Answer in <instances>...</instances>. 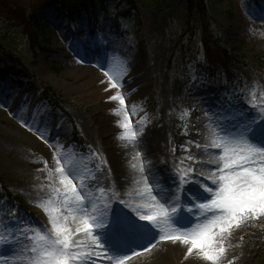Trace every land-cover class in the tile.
I'll return each instance as SVG.
<instances>
[{
	"label": "rangeland",
	"instance_id": "1",
	"mask_svg": "<svg viewBox=\"0 0 264 264\" xmlns=\"http://www.w3.org/2000/svg\"><path fill=\"white\" fill-rule=\"evenodd\" d=\"M10 1L17 6V15L10 20L0 15V56L8 50L19 62L2 64L0 72V193L7 189L28 214L21 220L0 211V236L14 242L0 247L5 256L18 254L17 261L30 264L36 239L55 235L53 217L84 248L93 242V234L102 238L114 232L118 240L117 229L124 221L100 216L88 205L87 194L110 204L115 184L108 171L113 159L128 146L137 147L153 130L166 125L171 141L185 143L173 147V157L169 151L167 156L189 177L193 168L202 170L199 155L189 144L198 120H203L212 140L206 153L213 150L217 163L222 149L216 144L237 136L252 119L259 123L264 117V41H258L264 35V0H206L211 16L207 25L213 21L214 31L235 56L232 72L243 77V88L200 74L199 65L218 56L202 42V27L190 21L185 0H108L106 6L99 2L97 22L85 17L74 24L53 5L43 6L45 0ZM40 6V16L52 28L42 38L43 46L34 45L25 25L17 20ZM127 7L132 16L125 19ZM101 24L110 25L114 32L108 27L102 30ZM139 62L144 68L141 74L147 77L144 84L134 70ZM130 82L133 87L120 95L124 103L118 99V105H111L109 94L119 96L117 90ZM138 91L139 97L129 99ZM159 111L154 119L153 113ZM120 116L125 122H118ZM257 128L260 135L252 139L264 141V124ZM148 155H139L142 168L154 164ZM61 166L84 196L88 218L96 217L103 225L94 232L76 231L74 221L85 217L68 210ZM157 167L153 171L160 173L168 194L173 190L175 203L170 208L172 204L162 202L163 197L149 202L150 215H156V221L150 222L160 229L154 237L169 236L166 228H173L180 217L188 219L179 227L185 231L194 222H199L195 228L201 231L199 220L214 218L216 222L207 228L216 224L224 228L220 230L223 240L214 249L226 250L219 254L221 264H264V215L243 214L229 224L227 214L215 211L209 203L212 193L194 202L182 197L194 194L195 189L168 184L163 168L160 172ZM199 231L189 233V240ZM103 252L108 256L107 249Z\"/></svg>",
	"mask_w": 264,
	"mask_h": 264
},
{
	"label": "bare ground",
	"instance_id": "2",
	"mask_svg": "<svg viewBox=\"0 0 264 264\" xmlns=\"http://www.w3.org/2000/svg\"><path fill=\"white\" fill-rule=\"evenodd\" d=\"M258 41H264V35L261 36ZM137 65L138 66H136L134 70L138 75L140 73V80L144 84L147 77H143L144 74H141L142 70H144L143 65H141L140 62L137 63ZM132 87L133 83L130 82V84L128 83L127 85H123L121 91L119 92L117 90V92L120 96L121 94L127 92V89L130 90ZM109 96L112 98L118 95L109 94ZM139 96L140 93L138 91L134 97L129 99L137 98ZM117 101L118 99H113L111 105H118ZM159 113L160 111L153 113L154 119H158V116L160 115ZM131 116L133 117L134 115ZM122 117L124 116H120V118ZM134 118H136V116H134ZM118 122H125V118H122ZM204 125L205 123L203 120H198L196 129L189 137V144L192 146V152L198 154L200 158V163L198 164V166L202 169L198 170V172L201 173L200 177L194 176V178L189 180L182 175V172H179L173 166L174 163L172 161V157L175 153L173 147L177 146L180 148L181 145H185V143L177 140L171 141L169 133H166L165 131L167 127L164 125L163 127L153 130L151 135L144 136V139L142 138V140H140L141 142L137 145V147L128 146L127 150L124 151V154H119L115 159H113L109 168L110 171H108V174L112 179L110 180L113 184H115V187L113 188L114 194L111 197L112 202L110 204H107V202H99L87 194V203L89 200H94L95 203L90 205V207L96 212H99L100 216L107 215V219L111 220L114 218L115 220L118 219V221L123 220L125 223L117 229V233L121 234L118 240H114L117 238L114 235V232H111L110 234L108 233L105 236L101 235L102 238H100L104 244V249L109 251L107 257L113 258L112 264H115L116 257L123 256L128 257V259L124 261V264H221L219 259L215 261L206 259L203 254V250L199 247L193 248L191 240L188 239V242H185L184 237L187 235L186 231L178 229L179 227H183L184 223L188 222V219L185 217H180L177 221H174L175 224L173 228L168 227L165 230V234L168 233L169 236H180L181 239L179 240L165 239L159 236L154 237L153 234L159 233L158 231L160 230L159 228H155L158 227V224L143 219L144 216L150 215L151 204L149 205V202L154 200V198L163 197V200L165 201L162 202H165V204H172L170 208L174 206L175 203V198L172 192L173 190L170 194H168L170 191L167 192L166 188L168 186H166V183L164 184L162 182L160 173L155 175L153 171L154 165H158L156 170L160 168L158 170L160 172L161 168H163L168 184L182 183L183 187H190L191 189L196 190L194 194L188 193L186 198L196 201L199 197H202L203 194L208 193L204 185L206 184L208 187L212 186V181L208 179V177L213 176L211 168H214L217 163L213 150L212 153L211 151L206 153L205 147L211 146L212 140L207 127L205 128ZM198 126H200L199 133L196 132V130L199 129ZM141 128H145L144 125H141ZM256 131H258V128ZM197 145H199V147ZM168 151L172 157L167 156ZM143 153L146 155L149 154L148 159L154 163L152 166L147 165L148 167L146 168L141 167L142 161H139V155ZM206 163H209L208 166H206ZM210 164H212L213 167ZM192 180L194 182H191ZM198 181L201 182L198 183ZM172 209L175 210L174 208ZM172 214L176 215L177 212ZM214 222H216V219L214 218H211L206 223L202 221L200 230L206 228L207 224L211 225ZM74 225L77 229L84 227L81 219H76V221H74ZM220 228L221 227L216 224L210 229L211 233L215 237V243L212 245L213 251L215 249V245L223 240L221 237L223 233L220 231ZM192 231L194 232L199 230H195L194 228ZM192 231L189 233H192ZM165 234H163V236H165ZM224 236L225 234L223 237ZM76 241L79 242L78 237H76ZM136 241L138 243H136ZM87 246L84 248L80 243V247L84 249L81 251H87ZM189 249H192L190 253L188 251ZM103 254V251L99 252L101 257L99 264H108V260ZM94 261H96L95 256L90 264H97V261L96 263H94ZM16 263L24 264L22 260H19Z\"/></svg>",
	"mask_w": 264,
	"mask_h": 264
},
{
	"label": "snow or ice",
	"instance_id": "3",
	"mask_svg": "<svg viewBox=\"0 0 264 264\" xmlns=\"http://www.w3.org/2000/svg\"><path fill=\"white\" fill-rule=\"evenodd\" d=\"M112 99H119L122 104L124 103L121 96L112 97ZM261 111L264 112V108ZM260 124H264V117H261L259 123L256 119H252L237 136L215 145L217 149H222L221 160L213 168L214 175L208 177L212 181V186L208 187L205 184L204 187L213 194V198L208 200L209 203L215 211L227 214L229 224L237 221L243 214H255L257 217L264 215V141L252 139L253 132ZM124 127L127 128L128 125L125 124ZM59 171L63 178L62 183L67 189L65 203L69 206L68 210H75L85 217L84 227L76 231L94 232L95 228L102 227L103 225L96 217L88 218V205H93L95 201L89 200L86 205L85 198L79 195L75 182L70 176L65 175L64 167L61 166ZM194 176H201L195 168H193V175L187 179L190 180ZM143 219L156 221V215H147ZM52 223L55 227V235L40 236L36 239L30 249L32 255L28 257L30 264H90L94 256L99 264L101 259L99 252L104 250V245L98 235L93 234V243L87 246V251H81L80 243L72 239L68 227L62 226L56 217H53ZM220 230L224 231V228L221 227ZM164 238L181 239L178 235ZM184 239L187 243L189 237L185 235ZM11 243L14 242L0 236V247ZM191 243L193 248L199 247L203 250L206 259L212 261L219 259V254L226 251L223 247L213 251L215 237L207 227L193 234ZM188 251L190 253L192 249ZM18 258V254L8 257L0 253V264H16ZM105 258L108 264H112V257ZM127 259V256L116 257L115 264H124Z\"/></svg>",
	"mask_w": 264,
	"mask_h": 264
},
{
	"label": "trees",
	"instance_id": "4",
	"mask_svg": "<svg viewBox=\"0 0 264 264\" xmlns=\"http://www.w3.org/2000/svg\"><path fill=\"white\" fill-rule=\"evenodd\" d=\"M45 5H53L54 9L57 10L61 15H64L69 21L77 22L83 17L91 18V20H97V6L100 3L104 5L108 0H45ZM12 3V4H11ZM188 4V14L190 21L195 20L200 23L202 27V42L205 47L210 51L213 50L218 58H207L204 65H202V71L207 77H226L231 82L237 81L232 67L234 64L233 57L229 54L228 49L225 47L224 41L220 38L212 28V21L210 26L207 25L209 21L208 4L206 0H186ZM14 2L10 0H0V15L12 19V15H17L14 6ZM42 6V7H43ZM106 6V5H105ZM43 9V8H42ZM41 6L35 9H31L25 18L17 17L18 21H21L28 32L30 33L31 41L39 46H43L42 38L46 39L48 32L52 30L49 26L44 23V20L40 16L39 12ZM129 16V15H128ZM198 18V19H196ZM112 19V18H111ZM109 19V22H111ZM211 20V19H210ZM204 27V29H203ZM3 47V46H2ZM184 47V46H182ZM49 48V47H48ZM180 48V47H178ZM3 49H5L3 47ZM50 50V49H48ZM182 51V49H181ZM180 52V51H179ZM219 53V54H218ZM2 54V52L0 53ZM172 62L173 59L170 58ZM19 59L14 56L8 50H5L3 56H0V68L3 63H12L18 65ZM20 66V64H19ZM9 195V193H8Z\"/></svg>",
	"mask_w": 264,
	"mask_h": 264
}]
</instances>
